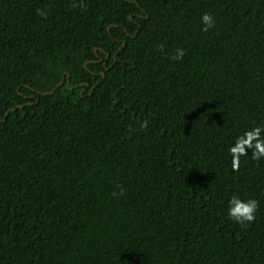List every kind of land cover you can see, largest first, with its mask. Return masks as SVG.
<instances>
[{
  "label": "trees",
  "instance_id": "1",
  "mask_svg": "<svg viewBox=\"0 0 264 264\" xmlns=\"http://www.w3.org/2000/svg\"><path fill=\"white\" fill-rule=\"evenodd\" d=\"M73 2L0 0V264H264V0Z\"/></svg>",
  "mask_w": 264,
  "mask_h": 264
},
{
  "label": "clouds",
  "instance_id": "2",
  "mask_svg": "<svg viewBox=\"0 0 264 264\" xmlns=\"http://www.w3.org/2000/svg\"><path fill=\"white\" fill-rule=\"evenodd\" d=\"M78 6H83V0H80L79 4L74 0L73 7ZM47 14V10L37 9V15L46 17ZM215 23L214 17L205 12L200 17V30L207 32L215 26ZM160 50L163 52V45L160 46ZM184 54L183 48H177L171 59L182 60ZM141 127H147V124L145 123ZM228 154L231 157V168L233 171L239 170L241 157H248L250 155L253 161L259 162L264 160V125H256L237 135L228 148ZM123 194L124 189L121 188L119 195L122 196ZM113 195L116 196L117 193L114 192ZM258 208L259 202L255 198H242L238 194H233L227 201L226 216L241 227H248L255 221Z\"/></svg>",
  "mask_w": 264,
  "mask_h": 264
}]
</instances>
